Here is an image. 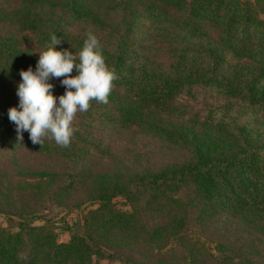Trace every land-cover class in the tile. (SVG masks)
Wrapping results in <instances>:
<instances>
[{
	"label": "trees",
	"instance_id": "1",
	"mask_svg": "<svg viewBox=\"0 0 264 264\" xmlns=\"http://www.w3.org/2000/svg\"><path fill=\"white\" fill-rule=\"evenodd\" d=\"M89 31L117 74L108 102L77 113L68 147L18 140L20 71L52 35L77 52ZM138 136L179 159L128 153ZM0 155L16 168L0 169L7 213L23 195L98 202L67 241L27 219L0 225V264H99L103 246L124 264H264V0H0Z\"/></svg>",
	"mask_w": 264,
	"mask_h": 264
},
{
	"label": "clouds",
	"instance_id": "2",
	"mask_svg": "<svg viewBox=\"0 0 264 264\" xmlns=\"http://www.w3.org/2000/svg\"><path fill=\"white\" fill-rule=\"evenodd\" d=\"M50 39V46L39 52L35 70L30 66L20 71L19 103L8 109V118L15 124L20 141L27 131L33 144L43 145L47 140L68 147L78 131L74 126L77 113L87 111L92 101L107 103L117 74L92 31L77 52L58 50L55 46L61 41L57 35ZM74 69L76 75H71ZM61 77L60 84L66 90L57 97L51 81Z\"/></svg>",
	"mask_w": 264,
	"mask_h": 264
},
{
	"label": "rangeland",
	"instance_id": "3",
	"mask_svg": "<svg viewBox=\"0 0 264 264\" xmlns=\"http://www.w3.org/2000/svg\"><path fill=\"white\" fill-rule=\"evenodd\" d=\"M202 94L209 95V100L216 96V93L211 94L212 89L208 87L195 88ZM196 109L201 110L202 102L193 103ZM137 143L130 144L126 147L128 153L133 154L136 151L141 153L145 152L144 159H149L152 164L159 165L160 163H166L171 161H176L179 159L180 154L174 153L171 150H164L157 142L149 139L146 136H138L136 138ZM136 150V151H135ZM6 159L0 155V169L5 167L11 173L15 172V167L6 165ZM31 167L41 168L37 162H31ZM4 173V172H2ZM25 195L21 198L13 199V206L10 211L14 213H7L8 211L1 210L0 208V225L7 227L11 231H16L19 229V222L23 219L31 220L35 224H44L52 227L58 234V239L60 241H67L70 239L71 234L75 230H80L82 228L84 217L90 209L98 206V202L92 199L86 198L83 194H79L74 198H70L63 204H59L54 200H47L43 204H39L37 200H26ZM113 203L117 208L123 210H130L131 207L128 201L122 195H118L113 199ZM24 204V209H20V205ZM35 212H31V210ZM22 211L24 217H21ZM21 213V214H20ZM105 255H95L94 259L99 264H124V258L126 253H121V251H116L114 248L108 246H103Z\"/></svg>",
	"mask_w": 264,
	"mask_h": 264
}]
</instances>
